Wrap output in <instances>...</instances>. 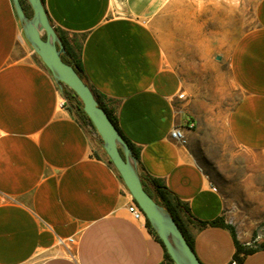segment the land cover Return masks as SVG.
<instances>
[{
  "label": "crops",
  "instance_id": "obj_1",
  "mask_svg": "<svg viewBox=\"0 0 264 264\" xmlns=\"http://www.w3.org/2000/svg\"><path fill=\"white\" fill-rule=\"evenodd\" d=\"M165 1L42 4L140 175L184 208L177 215L200 263L232 264L234 211H264V0L221 54L207 37L164 39ZM175 127L184 144L170 138ZM205 137L240 151L224 174L203 164ZM130 202L24 39L11 0H0V264H171ZM236 264H264V250Z\"/></svg>",
  "mask_w": 264,
  "mask_h": 264
},
{
  "label": "water",
  "instance_id": "obj_2",
  "mask_svg": "<svg viewBox=\"0 0 264 264\" xmlns=\"http://www.w3.org/2000/svg\"><path fill=\"white\" fill-rule=\"evenodd\" d=\"M32 15L25 14L20 0H11L24 39L50 73L59 90L68 88L81 101L82 110L102 141V149L119 174L131 199L161 241L173 264H201L169 212L144 189L137 157L121 137L90 87L74 68L63 61L65 49L51 25L41 0H26Z\"/></svg>",
  "mask_w": 264,
  "mask_h": 264
},
{
  "label": "rangeland",
  "instance_id": "obj_3",
  "mask_svg": "<svg viewBox=\"0 0 264 264\" xmlns=\"http://www.w3.org/2000/svg\"><path fill=\"white\" fill-rule=\"evenodd\" d=\"M256 0H166L163 12L158 19V31L161 36L179 40V38H192L196 41L210 38L217 45L219 54L225 53L233 40L250 24L252 11ZM26 12L32 15L29 4L25 1ZM38 58V57H37ZM39 59V58H38ZM69 94V104L73 114L87 126L94 140L96 150L108 158L102 149V141L90 123L76 109L75 97L71 90L65 88ZM204 149L210 159L203 164L210 171L220 174L230 165L232 156L240 155V151L228 144V153L212 137H205ZM232 169V168H230ZM240 170V169H239ZM232 217V211L227 213ZM231 229L239 239V244L247 248H257L264 243V211L240 208L234 211Z\"/></svg>",
  "mask_w": 264,
  "mask_h": 264
},
{
  "label": "trees",
  "instance_id": "obj_4",
  "mask_svg": "<svg viewBox=\"0 0 264 264\" xmlns=\"http://www.w3.org/2000/svg\"><path fill=\"white\" fill-rule=\"evenodd\" d=\"M21 4L23 6V9L25 11V14L27 16H29L26 12V7H25V1L26 0H20ZM42 1V0H41ZM30 17V16H29ZM66 52V50H65ZM63 61L66 62L67 64L71 65L74 70L77 72V74L80 76V78L87 84L84 76H83V72H82V68L80 65V62L75 58V57H71L67 52L66 55L62 57ZM88 85V84H87ZM61 94L63 96V98L66 100V103L68 104V107L72 110L70 104H69V94L65 91V88L63 90H60ZM71 94L75 97V106L76 109L78 111H80L82 113V115L84 117H86V115L84 114L83 110H82V103L81 101L78 99V97L72 92L70 91ZM94 94V93H93ZM95 99L97 100L99 106L107 113L109 119L111 120V122L115 125L116 127V122L114 120V118L110 115V113L99 103L98 99L96 98V96L94 95ZM117 128V127H116ZM129 145V144H128ZM132 153L135 155V157H137L136 153L134 152L133 148L131 145H129ZM140 179H141V183L144 187V189L147 191V193L161 206H163L170 214V216L173 218V220L175 221L176 225L178 226L179 230L182 232L183 236L185 237L177 212L180 210H184V208L180 205L179 202L177 201H172L170 199V195L169 192L166 190V188L161 185L159 182L155 181V180H146L144 177H142L140 175ZM146 227L149 229V231L154 235L155 239L162 245L161 241L157 238L156 234L153 232V230L151 229V227L149 226L148 222L146 221ZM186 239V237H185ZM187 240V239H186ZM187 242L189 243V245L191 246L190 242L187 240ZM163 247V245H162ZM235 248H236V252L234 255V260L237 263H240L242 258L253 253L256 250H264V243H262L261 245H259V247L257 248H247L244 247L242 245H240L236 240H235ZM164 251H165V256L166 258L169 260V262L171 264L172 261L169 258L168 254L166 253L165 248L163 247Z\"/></svg>",
  "mask_w": 264,
  "mask_h": 264
},
{
  "label": "built area",
  "instance_id": "obj_5",
  "mask_svg": "<svg viewBox=\"0 0 264 264\" xmlns=\"http://www.w3.org/2000/svg\"><path fill=\"white\" fill-rule=\"evenodd\" d=\"M187 129H192L193 128V124L188 123L186 125ZM170 138L172 140H174L177 143L180 144H184L186 139H185V132L183 128L180 127H175L171 130L170 132ZM213 190H215V188H213ZM129 214L137 221H141L144 220V216L142 214V212L140 211V209L138 208V206L136 205V203L131 199V202L127 208ZM73 240L72 239H68L67 243H72ZM59 243L64 244L63 240H60ZM232 264H236V262H233Z\"/></svg>",
  "mask_w": 264,
  "mask_h": 264
}]
</instances>
